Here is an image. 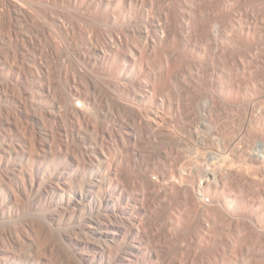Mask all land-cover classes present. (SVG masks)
<instances>
[{
    "label": "bare ground",
    "instance_id": "1",
    "mask_svg": "<svg viewBox=\"0 0 264 264\" xmlns=\"http://www.w3.org/2000/svg\"><path fill=\"white\" fill-rule=\"evenodd\" d=\"M0 264H264V0H0Z\"/></svg>",
    "mask_w": 264,
    "mask_h": 264
},
{
    "label": "rangeland",
    "instance_id": "2",
    "mask_svg": "<svg viewBox=\"0 0 264 264\" xmlns=\"http://www.w3.org/2000/svg\"><path fill=\"white\" fill-rule=\"evenodd\" d=\"M151 178H152V176H151ZM156 178V179H155ZM153 180H157V175H153V178H152ZM207 202H209V200L207 199L206 200Z\"/></svg>",
    "mask_w": 264,
    "mask_h": 264
}]
</instances>
